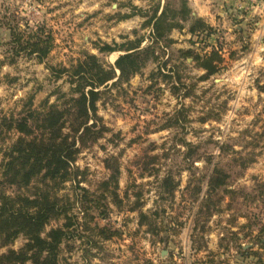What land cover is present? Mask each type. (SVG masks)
<instances>
[{"label":"rangeland","instance_id":"obj_1","mask_svg":"<svg viewBox=\"0 0 264 264\" xmlns=\"http://www.w3.org/2000/svg\"><path fill=\"white\" fill-rule=\"evenodd\" d=\"M158 2L162 6L165 0H0V118L20 117L31 98L36 109L43 110L46 99L49 105L56 102L61 106L63 100L57 102V93L69 91L68 78L56 79L47 63L69 67L86 54H95L108 66L125 52L119 50L120 44L138 37L145 38L142 46L150 43L153 28L145 22ZM220 3L188 0L194 15L210 25L213 22V33L193 36L188 30L190 21L186 22L182 30L172 31L174 51L165 50V54L157 49L158 58L149 60L129 81L116 86L110 82L102 88L105 93L98 102V114L111 131L81 149L74 166L87 170L85 179L79 186L77 181L66 182L59 195L75 200L72 213L82 222L78 187L96 191L109 175L105 158L115 157L121 169L118 191L121 197L127 191L130 200L124 198L117 206L108 197L106 214L92 208L90 227H109L118 234L104 240L95 229L76 233L74 240L62 246L61 264H264V250L253 241L264 224V23L256 13L248 17L250 4L262 7L263 3L240 0L236 8L226 9L227 16ZM8 20L21 30L41 27L52 32L53 47L45 62L26 52L10 62ZM255 32L260 33L258 37ZM104 44L117 50L101 52L97 46ZM212 47L221 50L224 61L207 79L203 68L191 59H180L176 51L191 48L203 55ZM168 57L171 61L161 71L171 73L172 81L158 73ZM176 69L182 83L177 82ZM177 116L179 122L169 126ZM10 136L16 138L17 133ZM182 139L201 155L191 168L184 158ZM148 154L157 155L158 172L150 176L142 169ZM215 166L231 176L230 189L237 194L220 193L212 198L214 209L207 217L200 206ZM169 171L179 185L172 197L163 195V199L160 182ZM200 180L203 189L197 196L194 189ZM18 190L6 187L8 194ZM135 191H142L143 196L141 206L132 210ZM155 209L161 214L158 234L139 224L141 210L151 213ZM62 222L53 220L47 229ZM238 229L237 238L232 232ZM24 242L19 236L11 245L0 246V254L19 249ZM240 246L259 251L261 258L242 254Z\"/></svg>","mask_w":264,"mask_h":264},{"label":"trees","instance_id":"obj_2","mask_svg":"<svg viewBox=\"0 0 264 264\" xmlns=\"http://www.w3.org/2000/svg\"><path fill=\"white\" fill-rule=\"evenodd\" d=\"M132 14L134 13L123 15L122 19L129 18ZM189 21L188 30L193 36L204 33L210 35L214 31L212 25L194 15L188 0H165L162 6L161 2H158L151 9V14L145 22V26L153 28L150 43L142 46L145 38L138 37L120 44L119 50L125 52L113 65L108 66L95 54H86L83 59L69 67L62 65L57 67L47 63V68L56 79L64 75L68 78L69 91H57V102L63 100L61 106L56 102L49 105L46 99L43 104L47 107L45 106L43 110L36 109L32 107L31 98L23 107L20 117L0 118V246L11 245L19 236L25 238L24 244L19 249L9 248L0 254V264H61L62 246L74 240L76 233L95 229L98 237L104 240L118 234L109 227H90L88 220V217L93 219L90 213L92 208L99 210L101 214L105 213L108 197H111L117 206L123 203L124 198L130 200L127 191L125 197H121L118 191L121 169L115 157L105 158L104 164L109 170V175L99 182L96 191L91 192L85 187H78L80 194H77V199L84 212L82 222L72 213L75 200L68 195H59V191L68 181H77L79 186L81 180L85 179L87 170H80L79 167L74 166L78 154L82 148L96 143L105 136L106 132L111 131L98 114V102L105 93L102 88L108 87L110 82L112 86H116L123 81H129L130 77L139 73L149 60L158 58L157 49H161L165 54V50L174 51L172 46L175 40L171 36L172 31L182 30L184 24ZM6 24L12 42L10 62H14L15 55L22 52L30 56L35 55L40 63L47 60L54 42L51 31L41 27L36 30L33 28L21 30L9 20ZM97 47L101 52L117 50L109 44ZM176 51L180 59H191L198 67L203 68L206 71L204 79L218 72L220 64L224 61L221 50L217 47H212L203 55L191 48H180ZM169 58L163 62L158 73L165 80L172 81L174 76L171 73L161 71L162 68L168 67L171 61ZM175 73L177 82L182 83L177 69ZM173 88L180 89L177 85ZM185 94L188 96V93ZM178 115L180 116V113ZM179 118L177 116L169 126L177 124ZM15 132L17 137H11V133ZM181 142L186 147L185 161H190L191 168L201 155H197L198 150H195L196 147L191 142L186 139H182ZM156 158L157 155L148 154L142 161V169L149 176L158 172L155 167ZM78 175H82L79 180H77ZM230 178L231 176L219 166H215L208 176L207 197L200 206L201 212L207 217L214 209L215 202L212 198L218 197L220 193L232 197L237 194L236 190L230 189ZM178 185L171 171L167 172L160 182L162 188L160 197L163 198V195L172 197ZM12 186H16L19 190L17 193L8 194L6 187ZM202 189L200 180L194 193L199 196ZM133 196L135 201L131 208L136 210L141 206L143 193L135 191ZM220 200L221 195L217 202ZM160 216L159 209L151 213L141 210L139 224L148 225L147 229L150 232L158 234L161 230L159 228H162L157 223ZM53 220H63V222L61 225L47 229ZM241 229L244 230V227ZM232 234L238 238L241 234L240 229ZM253 236V241L259 245V249L264 250V224ZM239 248L242 254H258L261 258L259 251L249 252L241 246Z\"/></svg>","mask_w":264,"mask_h":264},{"label":"crops","instance_id":"obj_3","mask_svg":"<svg viewBox=\"0 0 264 264\" xmlns=\"http://www.w3.org/2000/svg\"><path fill=\"white\" fill-rule=\"evenodd\" d=\"M240 0H221V3H220V8H221V11L222 14L224 16H227V10L226 9H231V6H234L236 8V6L238 5L237 3L239 2ZM262 7H260L259 5L258 6H254V4H250L249 6V13H248V17L252 16L253 14H258L260 15L261 19L259 20L260 23H264V0H262ZM224 7V9H223ZM201 13H199L200 15ZM252 14V15H251ZM212 25H213V22L211 21ZM259 30L257 29L256 32H258ZM254 33V36L255 37H258L260 33Z\"/></svg>","mask_w":264,"mask_h":264}]
</instances>
